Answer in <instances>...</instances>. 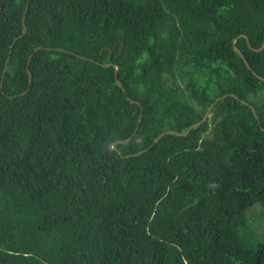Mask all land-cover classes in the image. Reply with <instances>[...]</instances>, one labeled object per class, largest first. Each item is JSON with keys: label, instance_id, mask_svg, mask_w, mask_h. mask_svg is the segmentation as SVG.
I'll return each mask as SVG.
<instances>
[{"label": "trees", "instance_id": "16d2710c", "mask_svg": "<svg viewBox=\"0 0 264 264\" xmlns=\"http://www.w3.org/2000/svg\"><path fill=\"white\" fill-rule=\"evenodd\" d=\"M0 8V264H264V0Z\"/></svg>", "mask_w": 264, "mask_h": 264}, {"label": "rangeland", "instance_id": "374dc122", "mask_svg": "<svg viewBox=\"0 0 264 264\" xmlns=\"http://www.w3.org/2000/svg\"><path fill=\"white\" fill-rule=\"evenodd\" d=\"M246 245L255 249L264 243V213L260 204L254 205L247 213L245 226L240 231Z\"/></svg>", "mask_w": 264, "mask_h": 264}, {"label": "water", "instance_id": "95a60500", "mask_svg": "<svg viewBox=\"0 0 264 264\" xmlns=\"http://www.w3.org/2000/svg\"><path fill=\"white\" fill-rule=\"evenodd\" d=\"M0 10H1V8H0ZM23 33H24V34L27 33V29H26L25 26H24V29H23ZM22 36H23V34H22L19 38H21ZM241 37H244V38H246L247 40L249 39L248 36L245 35V34L240 35L238 38H241ZM238 38L234 40V48H235V50H236V51L242 56V58L244 59V62H245L246 65H247V67H248L249 69H252V67H251V65L249 64L248 60L246 59L245 55L242 53V51H241V50L237 47V45H236ZM248 42H249V41H248ZM255 50H256V51H259V52H260V51H263V50H264V43H263V45H262L261 48H259V49H255ZM107 66H110V65H107ZM117 70H119V67H118V66H117ZM254 73H255V75H256L258 78H260L261 80L264 81V77H262L261 75H259V74L256 73L255 71H254ZM4 75H5V74H4ZM29 75H30V86H31V85H32V81H33V74L29 71ZM2 85H3V83H2ZM24 94H26V93H23L22 95H24ZM220 99H221V98H218L217 101H219ZM217 101H216V102H217ZM245 103H247V102H245ZM247 104H248V103H247ZM248 105H250V104H248ZM250 106H251V105H250ZM214 107H215V105H213V106L208 110V112H207V114H206V117L204 118V120H203L202 122L193 125V126L187 131V132H184V133H178L177 131H168V132L162 133V134L156 139L155 143H158V142H159V141H160V140H161L166 134H176V135H179V136H185V135H188V134L191 132V130H192L193 128H196L197 126L203 124V122H205V121L209 118L210 113H211V111L214 109ZM251 108H252L254 114L256 115V117L258 118V116H257V112H256L255 108L252 107V106H251ZM126 142H127V141H125V142H116V143L112 146V149H113V150H117V149L115 148V145L124 144V143H126Z\"/></svg>", "mask_w": 264, "mask_h": 264}, {"label": "clouds", "instance_id": "9594fccd", "mask_svg": "<svg viewBox=\"0 0 264 264\" xmlns=\"http://www.w3.org/2000/svg\"><path fill=\"white\" fill-rule=\"evenodd\" d=\"M210 115H212V113H210Z\"/></svg>", "mask_w": 264, "mask_h": 264}]
</instances>
